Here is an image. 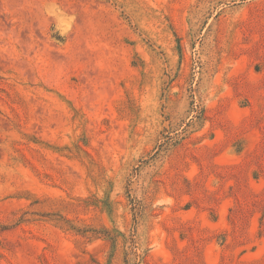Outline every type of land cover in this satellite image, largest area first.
<instances>
[{"label":"rangeland","instance_id":"rangeland-1","mask_svg":"<svg viewBox=\"0 0 264 264\" xmlns=\"http://www.w3.org/2000/svg\"><path fill=\"white\" fill-rule=\"evenodd\" d=\"M0 264H264V0H0Z\"/></svg>","mask_w":264,"mask_h":264}]
</instances>
